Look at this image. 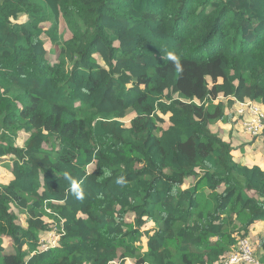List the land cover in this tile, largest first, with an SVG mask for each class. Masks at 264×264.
<instances>
[{"label": "trees", "instance_id": "trees-1", "mask_svg": "<svg viewBox=\"0 0 264 264\" xmlns=\"http://www.w3.org/2000/svg\"><path fill=\"white\" fill-rule=\"evenodd\" d=\"M0 79V264H221L264 225V127L208 128L264 106V0H0Z\"/></svg>", "mask_w": 264, "mask_h": 264}, {"label": "built area", "instance_id": "built-area-1", "mask_svg": "<svg viewBox=\"0 0 264 264\" xmlns=\"http://www.w3.org/2000/svg\"><path fill=\"white\" fill-rule=\"evenodd\" d=\"M238 115L243 116L242 131L247 135L256 136L260 134L264 124V109L262 105L253 103L251 101H238L236 106ZM62 221L55 224L52 229L46 232L40 238V247L47 249L55 246L53 242L62 234ZM56 231H59L56 234ZM221 264H260L259 258L255 253L252 242L247 238H240L235 249L228 253Z\"/></svg>", "mask_w": 264, "mask_h": 264}, {"label": "rangeland", "instance_id": "rangeland-1", "mask_svg": "<svg viewBox=\"0 0 264 264\" xmlns=\"http://www.w3.org/2000/svg\"><path fill=\"white\" fill-rule=\"evenodd\" d=\"M53 47L55 48L56 45L53 44ZM49 57L53 56V53L48 54ZM6 87V83L0 79V88ZM2 90V89H0ZM208 128L211 130L212 133L221 135L224 140H229L233 146H242L246 142H249L252 140L254 136L247 135L246 133L243 134L242 132V124L241 119L238 120V122H222L217 121L215 123H210L208 125ZM235 157L241 158L246 163H252L253 161H261L264 162V144L259 142H254L248 146H242L240 149H238L236 152H234ZM252 159V161L250 160ZM192 179L189 178L186 183H189ZM16 214L19 216L20 220L19 222H23V210L17 208L16 206L13 207ZM52 229V225L50 227ZM264 232V225L256 226L249 234L248 239L251 242H255L257 239V234H261ZM59 231H56V234H58ZM59 240V237L53 242V245H56ZM10 243V239L7 237L3 238V245L6 246ZM6 251L11 252L13 251V247L9 246ZM257 256L261 255L260 251H255Z\"/></svg>", "mask_w": 264, "mask_h": 264}, {"label": "clouds", "instance_id": "clouds-1", "mask_svg": "<svg viewBox=\"0 0 264 264\" xmlns=\"http://www.w3.org/2000/svg\"><path fill=\"white\" fill-rule=\"evenodd\" d=\"M238 101H240V100H237V101L235 102V113H236V114H237V112H236V106H237V102H238ZM251 102H252V101H251ZM253 103H255V102H253ZM257 104H259V103H257ZM260 105H262V104H260ZM262 107H263V109H264V106H263V105H262ZM237 115H238V114H237ZM239 119H241V122H242V120H243V116H242V115H239ZM263 127H264V124H263ZM262 130H263V128H262ZM262 130H261V132H262ZM242 132H243V131H242ZM261 132H260V133H261ZM243 134H244V133H243ZM258 135H259V134H258ZM256 136H257V135H256ZM254 137H255V136H254ZM44 220H45L47 223H49L50 226H49V229H48V230H45L44 232H42V233L39 235V241H38L39 247H40V238L44 237L43 235L51 229V228H50L51 225H52V227H53L55 224L58 225L59 222L62 221V220L54 221L53 219H50V218H47V217H45ZM62 222H63V221H62ZM59 238H60V236H59ZM247 238H248V237H247ZM57 244H58V242H57ZM57 244H56V245H57ZM56 245H55V246H56ZM235 245H236V244H235ZM52 247H53V246H52ZM40 248H41V247H40ZM49 248H50V247H49ZM42 249H43V248H42ZM228 253H230V252H228ZM228 253H227V254H228ZM227 254H226V255H227ZM226 255H225V256H226ZM258 258H259V256H258ZM259 262H260V260H259Z\"/></svg>", "mask_w": 264, "mask_h": 264}]
</instances>
